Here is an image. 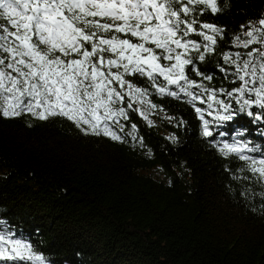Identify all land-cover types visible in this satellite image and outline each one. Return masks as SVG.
<instances>
[{
    "label": "trees",
    "instance_id": "16d2710c",
    "mask_svg": "<svg viewBox=\"0 0 264 264\" xmlns=\"http://www.w3.org/2000/svg\"><path fill=\"white\" fill-rule=\"evenodd\" d=\"M217 2L222 11L200 17L225 30L199 64L213 79L190 73L204 86L191 89L200 97L192 100L186 93L158 94L146 76L126 77L148 92L141 98L147 103L129 101L123 132L114 129L127 142L86 136L63 117L0 119V234L33 244L47 264H264V179L220 150L242 140L256 149L245 155L264 158V121L245 114L217 119L228 114L219 101L232 111L240 107L225 94L242 82L234 67L219 70L229 67L223 54L250 50L233 41L240 25L264 14V0ZM157 82L178 91L163 77ZM197 107L213 137L201 135ZM133 123L144 147L128 134Z\"/></svg>",
    "mask_w": 264,
    "mask_h": 264
},
{
    "label": "snow or ice",
    "instance_id": "6c2138e0",
    "mask_svg": "<svg viewBox=\"0 0 264 264\" xmlns=\"http://www.w3.org/2000/svg\"><path fill=\"white\" fill-rule=\"evenodd\" d=\"M207 11L217 14L222 8L217 0H0V119L63 117L86 136L127 142L114 129L123 132L120 118L130 119L129 101L147 103L141 98L148 92L126 77L146 76L158 94L180 99L186 93L192 100L200 97L191 89L204 86L190 73L213 79L199 64L215 52L225 30L200 20ZM233 43L250 50L223 54L229 67L219 70L235 68L232 74L242 83L225 94L240 107L232 111L230 104L219 101L228 114L217 119L245 114L254 123L264 121V14L240 25ZM158 77L178 91L161 86ZM253 106L261 111H249ZM196 112L203 121L201 135L213 137L203 110L197 107ZM136 127L133 123L128 134L144 147L143 139L134 135ZM167 139L179 142L175 135ZM220 150L226 157L235 154L246 170L264 179V158L245 155L256 151L247 141L224 142ZM36 251L33 244L0 234V264H47Z\"/></svg>",
    "mask_w": 264,
    "mask_h": 264
}]
</instances>
